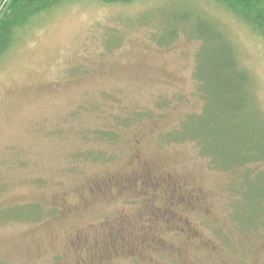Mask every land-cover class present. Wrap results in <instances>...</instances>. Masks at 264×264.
Returning a JSON list of instances; mask_svg holds the SVG:
<instances>
[{"label": "rangeland", "instance_id": "rangeland-1", "mask_svg": "<svg viewBox=\"0 0 264 264\" xmlns=\"http://www.w3.org/2000/svg\"><path fill=\"white\" fill-rule=\"evenodd\" d=\"M235 8L65 0L16 32L0 55V264H264V237L242 236L232 220L233 179L194 143L161 140L203 107L200 41L154 37L162 14L197 12L252 75L240 120L264 146V32ZM171 193L178 204L158 210L166 219L149 218L147 206ZM31 203L40 218L18 217Z\"/></svg>", "mask_w": 264, "mask_h": 264}, {"label": "trees", "instance_id": "trees-1", "mask_svg": "<svg viewBox=\"0 0 264 264\" xmlns=\"http://www.w3.org/2000/svg\"><path fill=\"white\" fill-rule=\"evenodd\" d=\"M62 1L65 0H0V55L12 44L21 27ZM101 1L110 3L131 0ZM217 1L224 6L237 7L243 20L254 30L264 32V0ZM165 15L166 19L162 14L165 24L161 27L165 28L154 37L157 43L166 45L181 34L188 39L200 41L194 76L203 107L199 112L182 118L161 140L179 144L194 143L200 156L207 159L213 169L228 174L233 179L228 190L232 195L231 217L237 232L249 239L253 235L264 237V170L250 169L248 166L264 161V146L257 138L258 132L248 126L244 127L240 120V110L249 105V100L250 103L254 101L250 92L252 75L239 65L232 40L211 19L197 12L190 15L185 12ZM164 38L168 40L162 42ZM99 136L113 139L114 133L103 132ZM235 176H240L238 182L234 181ZM156 192V198L163 194L159 189ZM167 196L169 199L164 195L159 196L162 198L158 200L161 206H147L149 218L157 219L166 212L159 209L178 204L172 198V193ZM25 207L26 210H21L18 217L40 218L42 207L39 204L31 203ZM109 235V245L113 250L111 245L118 238L114 240L113 232ZM229 240L226 237L225 244H229Z\"/></svg>", "mask_w": 264, "mask_h": 264}]
</instances>
